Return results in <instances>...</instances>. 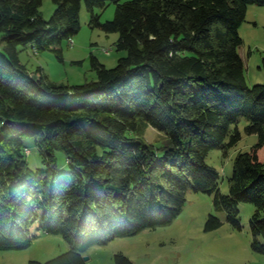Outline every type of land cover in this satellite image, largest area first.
<instances>
[{"label": "trees", "instance_id": "1", "mask_svg": "<svg viewBox=\"0 0 264 264\" xmlns=\"http://www.w3.org/2000/svg\"><path fill=\"white\" fill-rule=\"evenodd\" d=\"M44 1L0 0V251L30 248L39 225L71 249L29 264H87L95 246L172 224L194 191L214 194L237 229L240 205L253 204L252 248L264 255V84L249 86L239 52L249 7L264 0H52L50 20ZM83 4L91 27L119 34L127 56L112 69L92 57L97 80L81 85L53 83L41 68L32 75L21 52L62 58L63 42L80 33ZM112 4L115 17L103 23L96 11ZM243 119L259 140L236 156L223 194L208 159L240 143ZM150 127L171 146L146 142ZM26 140L44 168L30 167ZM222 225L211 215L206 229ZM115 262L134 264L123 254Z\"/></svg>", "mask_w": 264, "mask_h": 264}, {"label": "rangeland", "instance_id": "2", "mask_svg": "<svg viewBox=\"0 0 264 264\" xmlns=\"http://www.w3.org/2000/svg\"><path fill=\"white\" fill-rule=\"evenodd\" d=\"M56 9L52 0H45L40 12L45 20H50ZM116 10L117 6L112 4L96 13L105 23L114 19ZM91 17L83 4L80 33L72 40L63 42L62 58L54 50L39 52L33 47L21 49V60L31 74L39 76L37 70L41 68L51 82L73 86L97 80V73L92 69V57L98 58L108 69L115 68L119 60L127 56L126 52L117 50L119 34H107L99 28H92ZM240 35L244 44L239 52L246 65L248 84L251 87L264 84V7H249ZM3 49L4 43L0 42V50ZM248 125L246 119L239 124L242 140L229 151L228 156H224L222 150H215L208 159L209 165L221 174L220 190L223 194L230 192L236 156L241 152H250L258 143V136L246 133ZM144 139L156 148L171 146L165 134L151 127ZM26 143L30 149V167L35 171L44 168L34 140H26ZM57 157L60 170L70 172L65 153L58 152ZM262 157L264 160V152ZM255 212L253 204H241L239 220L242 229H237L229 222L227 213L217 209L214 194L190 191L182 213L172 224L95 246L86 255L89 257L87 264H116L117 254L127 256L134 264H264V255L254 252L252 248L250 221ZM211 215L219 218L223 225L217 230L208 231L206 228ZM33 235V243L28 249L0 251V264L45 263L67 254L71 249L63 236L47 234L39 225L34 226Z\"/></svg>", "mask_w": 264, "mask_h": 264}, {"label": "water", "instance_id": "3", "mask_svg": "<svg viewBox=\"0 0 264 264\" xmlns=\"http://www.w3.org/2000/svg\"><path fill=\"white\" fill-rule=\"evenodd\" d=\"M84 259L86 262L89 261V257H87V256H85Z\"/></svg>", "mask_w": 264, "mask_h": 264}]
</instances>
